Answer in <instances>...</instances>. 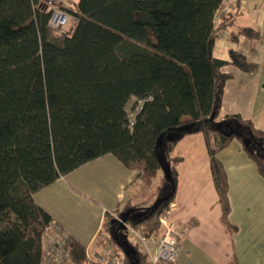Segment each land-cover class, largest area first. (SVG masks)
Here are the masks:
<instances>
[{
  "label": "trees",
  "instance_id": "trees-1",
  "mask_svg": "<svg viewBox=\"0 0 264 264\" xmlns=\"http://www.w3.org/2000/svg\"><path fill=\"white\" fill-rule=\"evenodd\" d=\"M222 2L77 0L75 23L59 31L49 25L44 0H0V264L39 263L52 219L34 193L105 154L136 175L124 202L104 212L94 244L111 243L121 264H149L138 239L122 241L121 222L144 238L158 232L174 203L180 157L172 148L197 132L221 222L235 233L218 152L238 141L264 179V128L240 113H220L232 77L222 68L254 70L234 47L227 59L213 54L225 29L215 20ZM259 35L244 26L228 37L237 43ZM70 251L75 262L86 259L78 242Z\"/></svg>",
  "mask_w": 264,
  "mask_h": 264
},
{
  "label": "crops",
  "instance_id": "crops-1",
  "mask_svg": "<svg viewBox=\"0 0 264 264\" xmlns=\"http://www.w3.org/2000/svg\"><path fill=\"white\" fill-rule=\"evenodd\" d=\"M216 18L225 26L221 38L229 39L230 31L244 26L260 34L254 39L240 36L237 43L232 42L254 62V70L245 73L229 64L222 68L232 77L225 83L220 113H240L254 124L264 122V0L229 2ZM171 154L180 157L174 203L168 213L182 233L177 264H228L232 257L237 264H264V179L241 144L233 140L218 152L228 179V218L237 227L232 236L220 219L203 134L183 136ZM135 175V170L114 155L105 154L59 177L33 198L73 242L93 253L99 250L94 239L102 230L104 212L124 202ZM122 229L130 230L134 237L123 236L122 241L138 239L127 224ZM157 234L144 238L143 251L155 250Z\"/></svg>",
  "mask_w": 264,
  "mask_h": 264
},
{
  "label": "built area",
  "instance_id": "built-area-1",
  "mask_svg": "<svg viewBox=\"0 0 264 264\" xmlns=\"http://www.w3.org/2000/svg\"><path fill=\"white\" fill-rule=\"evenodd\" d=\"M232 1L235 0H223L216 17ZM44 5L50 10L49 25L52 28L59 31L65 28L71 29L75 23L72 12L76 10L73 2L70 0H44ZM169 211L170 209L160 216L155 250L153 252L144 250L149 264H177L182 233L174 221L170 219ZM137 236L142 241L140 246L146 249L144 237ZM101 237L104 241L108 240L106 234ZM72 243V238L61 226L54 222L50 223L42 235V256L38 264H121V257L113 250L111 243H106L93 253L86 250V259L81 263H77L71 257L70 245Z\"/></svg>",
  "mask_w": 264,
  "mask_h": 264
},
{
  "label": "rangeland",
  "instance_id": "rangeland-1",
  "mask_svg": "<svg viewBox=\"0 0 264 264\" xmlns=\"http://www.w3.org/2000/svg\"><path fill=\"white\" fill-rule=\"evenodd\" d=\"M70 1L75 3L76 0H70ZM73 18H74V16H73ZM218 20L219 19L216 18V23H218ZM68 24L66 25V27L68 26ZM223 34H224V32H220V35L217 37L215 44H214V47H213V54L216 57L227 58L228 57L227 48L229 46H231V47H235V46L233 45V43L229 39L221 38V35H223ZM132 103H133L132 99L128 101V103L126 105V108L128 109V111L131 110ZM262 123H264V122H262V121L257 122V124H255V125L259 128H264V124H262ZM119 234L121 237L124 236L128 240H134L132 232H130V230H128V229L120 230ZM138 242H139V244L142 243V241L140 239L138 240Z\"/></svg>",
  "mask_w": 264,
  "mask_h": 264
},
{
  "label": "water",
  "instance_id": "water-1",
  "mask_svg": "<svg viewBox=\"0 0 264 264\" xmlns=\"http://www.w3.org/2000/svg\"><path fill=\"white\" fill-rule=\"evenodd\" d=\"M121 224H123L122 227L124 228L125 227V219L122 220ZM115 233H116V231H115ZM126 253H129V251H126Z\"/></svg>",
  "mask_w": 264,
  "mask_h": 264
}]
</instances>
